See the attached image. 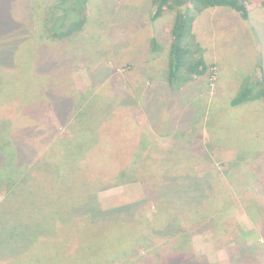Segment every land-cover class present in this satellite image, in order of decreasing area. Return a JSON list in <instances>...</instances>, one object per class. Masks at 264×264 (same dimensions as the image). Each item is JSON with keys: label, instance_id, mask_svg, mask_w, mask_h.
Returning <instances> with one entry per match:
<instances>
[{"label": "rangeland", "instance_id": "obj_1", "mask_svg": "<svg viewBox=\"0 0 264 264\" xmlns=\"http://www.w3.org/2000/svg\"><path fill=\"white\" fill-rule=\"evenodd\" d=\"M34 1L39 5L40 0H0V117L10 116L8 120L0 121V154L2 150L10 153L9 156L5 154L0 163L17 156L29 168L34 163L39 164L38 172L34 173L36 176L25 174L23 177L29 181L21 186V191L12 192L0 206V228H40L41 220L47 225L48 220L57 217L58 188L52 183L51 187L47 183V187H40L39 162L56 135L65 131L67 117L74 110L72 98H65L60 91L93 86L97 90L103 88L106 94L113 93L111 95L119 102L115 103L118 110L130 108L134 123L146 135L144 145L140 146L141 159L158 154L159 147L178 152L172 167L186 162L190 156L204 158L207 163L197 170L199 176L208 175L210 178L206 180L214 179L215 184L218 179L223 193L235 199V219L250 231L243 238L249 244L237 245L231 238L216 240L208 235L204 225L192 231L195 252L204 256L203 263L264 264V101L231 105L246 77L264 74V9L254 10L249 21L227 7L196 14L192 31L212 68L181 90H171L165 80L167 70L161 63L163 53L152 51L150 42L155 39L167 49L173 16L152 20V0H92V25L69 44H61L64 51L61 55L52 48L55 44H42V56H46L43 58L40 44L35 47L32 42L36 40H29L30 37L33 39ZM90 44L91 48H88ZM62 73L66 80L61 90L59 77ZM142 84L144 90H140ZM40 87L48 88L41 103ZM117 96L125 100H119ZM103 103L106 102L102 98H96L85 110L91 118H96V128H103L100 127L104 120ZM126 117L124 113L119 119ZM112 124L108 123L104 128ZM85 128H92V125ZM168 136H176L177 140L171 142ZM173 143L178 146L173 147ZM194 149H197L196 153ZM163 156L168 159L172 155L166 152ZM1 167L2 179L9 178L7 169ZM191 177L182 183L181 193L198 188L197 180ZM185 183L190 187H184ZM202 183V190L208 194L207 187L211 182L207 184L204 180ZM16 184L20 185L18 181ZM1 192L0 202L4 198ZM178 195L188 196L189 200L195 198V195L185 193ZM142 198L140 186L115 183L101 192L99 202L105 209L93 215L95 221L130 219L132 211L126 209L128 206L109 213L107 210L111 205L110 208L127 205L128 199L135 202ZM46 199L48 206L41 212L40 204ZM49 205L51 209L47 210ZM55 229L53 227V232L47 236L30 235L35 244L22 252L25 257L18 260V256H12L0 260V264H41L47 250L44 243L57 238ZM113 235L107 231L100 234L99 242L103 247L100 254L104 258L115 253V247L108 244ZM87 237L89 248H94L96 238ZM0 250L2 259L6 252ZM83 252L91 253L89 249ZM139 256L140 259L135 255L130 262L146 258L147 254ZM123 260L116 264H126ZM180 263L197 264L187 259ZM48 264H57V259Z\"/></svg>", "mask_w": 264, "mask_h": 264}, {"label": "trees", "instance_id": "obj_2", "mask_svg": "<svg viewBox=\"0 0 264 264\" xmlns=\"http://www.w3.org/2000/svg\"><path fill=\"white\" fill-rule=\"evenodd\" d=\"M32 5L35 20L32 21L33 39L30 37L29 40L30 42L36 40L32 42L35 47L40 44L42 58L46 57L42 56L41 47L44 44H55L52 48H56L61 55L64 51L60 45L69 44L76 36L84 34L93 23L92 0H40L39 5H36L35 1ZM220 7L230 8L243 20L249 21L254 10L264 9V0H152V20L167 15L173 16L167 49L155 39L150 42L152 51L163 53L161 63L167 70L165 80L171 90H181L193 80L208 74L212 68L207 62L203 46L192 29L196 14ZM88 48H91V44ZM91 50L93 51V47ZM69 54L73 55V52L70 51ZM62 57L65 59L63 54ZM63 75L65 74L62 73L59 77L61 90L66 80ZM144 88L142 84L140 90ZM40 90L41 103L48 88L40 87ZM102 90L103 88L97 90L96 87L88 86L77 90L73 88L70 92L66 89L60 91L65 98H72L70 100H73L74 110L72 109L70 116L67 117L69 121L65 131L56 135L46 148V151L49 149L48 152L39 162L40 187L47 185L51 187L52 183L59 189H56L60 196L59 205L56 207L57 217L48 220L47 225L42 224L41 220L40 228L33 226H16L4 230L0 228L3 236L0 239L2 240L0 249L6 252L0 260L5 261L12 256H18L16 258L18 260L25 257L22 252L29 250L34 243L30 235L47 236L53 232V227L56 228L54 231L57 238L55 241L44 243L47 250L42 255L41 264H48L54 258L57 259V264H116L120 263L122 258L124 263L131 264V258L137 255L140 259L139 255L142 253L147 254V257L137 259L132 264L137 262L181 264L180 262L186 259L197 264H205L204 256H198L195 252L192 235L193 230L204 225L209 231L208 235L216 240L224 241L231 238L235 244L247 246L249 243L243 238L250 231H246L235 219L236 213L233 212L236 206L235 199L223 193L221 190L223 188L218 186V179L215 184L214 179L206 180L210 178L208 175L199 176L197 170L207 163L205 159L190 156L186 162L180 160L182 163L172 167L171 164L179 156L178 152L172 153L162 147L158 148V154L149 159H141L143 153L140 146L143 144L144 136L146 137L145 133L143 134L142 129L134 123L130 108L118 110L115 103L119 102L115 101V97L111 95L113 93L106 94ZM96 98H102L106 102L101 109L104 120L100 127L103 128L98 126L96 128V118H91L89 112L85 113L89 108V102ZM117 98L125 100L120 96ZM259 100L264 101L263 73L259 77L253 75L246 77L231 105L235 107L245 102ZM124 113L127 117L120 120L119 117ZM1 116L0 121L10 119V116ZM112 122L111 127L104 128ZM76 125L84 128H69ZM88 125H92V128H85ZM168 137H171V142L177 140L174 138L176 136ZM173 144V147L178 146ZM195 144L198 146L196 142ZM166 152L172 155L168 159L163 156ZM194 152L196 153L197 149ZM5 154L10 155L8 151L2 150L1 161ZM52 154L53 157H50ZM14 157L13 160L10 158L6 163L5 161L0 163V167L4 165L2 167H5L7 175H10L9 178L2 179L3 173L0 172V190L4 191H0L2 195L4 194L0 206L10 198L12 192L21 191V186L29 181L23 177L25 174L32 177L38 172V163L29 168L27 164H22L17 156ZM165 159L170 161L167 162ZM138 160H144V163L138 164ZM164 165L166 167H163ZM131 176L133 178L129 179ZM190 176H192L190 179L197 180L198 188L185 190V194L195 195V198L189 200L188 196L180 197L178 194H184L179 188ZM16 180L20 185L16 184ZM204 180L207 184L208 181L211 182L209 188L207 187L208 194L202 190ZM115 183L130 187L140 186L144 198L135 202L128 199L127 205L110 208L113 206L111 205L107 210L109 213L128 206L126 209L132 211L130 219L119 217L95 221L93 215L105 209L99 202L101 192L115 186ZM184 187L190 185L185 183ZM47 202L48 199L40 204L41 212L48 206ZM49 209L50 205L47 210ZM105 231L114 234L108 244L111 243L115 247V253L106 258L100 254L103 247L101 248L99 242L100 234ZM87 235L96 238L94 248H89L90 241ZM86 249L91 251L90 255L83 252ZM175 259L178 261L174 262Z\"/></svg>", "mask_w": 264, "mask_h": 264}]
</instances>
